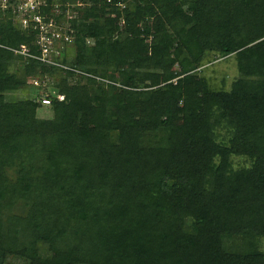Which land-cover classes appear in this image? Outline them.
I'll list each match as a JSON object with an SVG mask.
<instances>
[{
    "label": "trees",
    "instance_id": "1",
    "mask_svg": "<svg viewBox=\"0 0 264 264\" xmlns=\"http://www.w3.org/2000/svg\"><path fill=\"white\" fill-rule=\"evenodd\" d=\"M54 1L62 67L0 8V264H264V0Z\"/></svg>",
    "mask_w": 264,
    "mask_h": 264
},
{
    "label": "built area",
    "instance_id": "2",
    "mask_svg": "<svg viewBox=\"0 0 264 264\" xmlns=\"http://www.w3.org/2000/svg\"><path fill=\"white\" fill-rule=\"evenodd\" d=\"M81 6V1L76 4L57 1L49 4L48 0H0V8L3 10L10 9L15 18H19L23 28L31 27L37 31L36 44L41 52L38 59L59 67L62 66L52 61L50 57L59 56L67 45L75 41V32L70 28L68 21L74 16L71 8ZM21 54L28 56L24 49ZM70 70L79 73L76 69ZM59 99L61 100L63 97L59 96Z\"/></svg>",
    "mask_w": 264,
    "mask_h": 264
},
{
    "label": "rangeland",
    "instance_id": "3",
    "mask_svg": "<svg viewBox=\"0 0 264 264\" xmlns=\"http://www.w3.org/2000/svg\"><path fill=\"white\" fill-rule=\"evenodd\" d=\"M15 20L19 25V18L16 17ZM22 26V25H21ZM23 28V27H22ZM53 57L56 59L58 56ZM52 56L50 58H53ZM206 62H204V67L203 70V75L208 77L211 81L212 84L215 87H220L222 86L223 82H225V88H229L231 85V82L238 76L237 69H236V61L234 56L226 57V58H220L218 60L212 61V57L209 56L207 58ZM44 105V104H43ZM48 108L47 105H44V107L39 111L38 116L40 118H43L47 116ZM220 134L224 135L223 131H220ZM242 159L236 158L235 159V164H241L242 165ZM10 264H20L17 260L15 261H10Z\"/></svg>",
    "mask_w": 264,
    "mask_h": 264
}]
</instances>
